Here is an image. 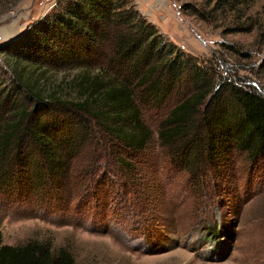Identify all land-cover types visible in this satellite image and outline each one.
<instances>
[{
    "label": "rangeland",
    "instance_id": "rangeland-1",
    "mask_svg": "<svg viewBox=\"0 0 264 264\" xmlns=\"http://www.w3.org/2000/svg\"><path fill=\"white\" fill-rule=\"evenodd\" d=\"M57 1L0 0V95L9 93L27 110L33 103L7 66L8 49L23 44ZM131 1L185 58L203 62L219 78H246L264 92V0L231 9L225 2L214 8L209 0ZM24 65L36 85L54 92L60 102L52 107L56 113L66 110L62 104L79 100L72 80L80 69ZM96 74V69L87 72ZM173 103L143 116L154 154L157 122ZM97 123H81L93 139L85 159L72 167V177L44 185L35 179L22 186L0 183L2 245L37 242L51 253L66 251L73 264H264V157L252 161L234 154L228 170L207 174L212 178L204 187L157 161L153 173L136 176L134 189L115 157L138 164L142 156L110 148Z\"/></svg>",
    "mask_w": 264,
    "mask_h": 264
},
{
    "label": "trees",
    "instance_id": "trees-1",
    "mask_svg": "<svg viewBox=\"0 0 264 264\" xmlns=\"http://www.w3.org/2000/svg\"><path fill=\"white\" fill-rule=\"evenodd\" d=\"M251 1L209 3L215 8L225 2L231 9ZM30 34L8 49L7 66L33 107L25 109L9 93L0 95V183L22 186L31 179L45 184L72 177V167L85 159L83 151L93 139L82 122H98L110 148L142 156L136 167L115 157L134 189L136 179L153 173L157 161L204 187L216 171L230 168L234 154L252 161L264 157V92L246 78H219L203 62L185 58L131 0H58ZM24 63L80 69L72 80L79 100L62 104L66 110L56 113L52 107L60 102L54 92L36 85L24 73ZM94 69L98 74L87 75ZM170 100L173 105L157 122L159 151L154 154L143 116L162 112ZM0 264L73 262L66 251L51 253L37 242L2 245L0 235Z\"/></svg>",
    "mask_w": 264,
    "mask_h": 264
}]
</instances>
